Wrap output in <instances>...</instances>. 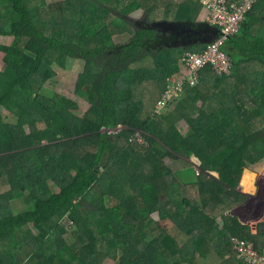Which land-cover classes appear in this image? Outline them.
<instances>
[{
	"label": "trees",
	"instance_id": "16d2710c",
	"mask_svg": "<svg viewBox=\"0 0 264 264\" xmlns=\"http://www.w3.org/2000/svg\"><path fill=\"white\" fill-rule=\"evenodd\" d=\"M202 9L194 0H0V36L13 38L0 43V264H206L210 253L243 264L234 237L264 248V221L253 234L229 214L244 168L264 159V1L223 46L231 74L204 68L199 85L153 115L181 56L220 35L198 19ZM123 34L128 41H114ZM60 59L65 69L85 62L74 87L90 105L83 116L74 100L45 92ZM119 125L128 130L101 132ZM135 131L148 146L129 141ZM172 158H196L199 173L173 172ZM19 200L31 209L15 212Z\"/></svg>",
	"mask_w": 264,
	"mask_h": 264
},
{
	"label": "built area",
	"instance_id": "2783aa9c",
	"mask_svg": "<svg viewBox=\"0 0 264 264\" xmlns=\"http://www.w3.org/2000/svg\"><path fill=\"white\" fill-rule=\"evenodd\" d=\"M198 1L204 10V20L213 26H217L220 35L215 41L208 44L202 52L187 51L181 56V71L167 79V88L154 107V116L160 115L169 105L171 106L179 100L184 95L186 87L199 85L201 71L204 68L211 67L217 76L231 74L232 60L229 54L224 51L223 46L239 32L247 13L253 9L257 0H239L235 2L228 0ZM118 130L119 128L114 132L117 133ZM129 141L148 146L141 132L136 133V135L135 133L131 134ZM196 173H199L198 168ZM64 221L67 222L69 234L75 226L67 217ZM232 244L237 259L241 263L264 264V248L258 250L254 243L235 237L232 239Z\"/></svg>",
	"mask_w": 264,
	"mask_h": 264
},
{
	"label": "rangeland",
	"instance_id": "374dc122",
	"mask_svg": "<svg viewBox=\"0 0 264 264\" xmlns=\"http://www.w3.org/2000/svg\"><path fill=\"white\" fill-rule=\"evenodd\" d=\"M46 3H50V2H56L59 0H45ZM229 1V0H228ZM256 2H259V0H257ZM163 10H160V14L158 13L156 18H161L162 17V12ZM48 12L49 11H45ZM43 14H45L43 12ZM132 17L134 18V20L139 21L143 18V11H137L135 13H133ZM46 18H48V15L46 16ZM263 25V24H262ZM261 25H258L255 29V32L260 29ZM12 37L10 36H0V43L2 44H10L12 42ZM129 39L128 35H118L115 36V42L117 43H123L126 42ZM3 56L4 53L0 51V68L3 65ZM65 60L60 59V61L55 62L54 63V68L57 71V77L54 79V81H51L50 83L47 84L46 89V94L50 96V94L54 91H59L62 93V95H64L65 97L74 100L77 104H78V111H76V114L79 116H83L86 111L89 109L90 105L88 104V102L75 95L74 93V87H75V82H76V78L77 76L82 73L84 71V66H85V62L81 59H77L75 60L72 65L71 68H67L65 69L64 67H62V64L64 65ZM65 66H67V64L65 63ZM164 93V92H163ZM162 96V95H161ZM160 96V98H161ZM159 98V99H160ZM158 99V100H159ZM200 104V103H199ZM170 106V105H169ZM169 106L167 107V109L169 108ZM171 108V107H170ZM38 127L40 128V130H43L45 128V124L44 123H39ZM119 128V130L117 131V133H115L114 131ZM178 128L179 130L185 134L187 131V127L185 122H181L180 124H178ZM125 130H128L126 127L119 125L116 128L113 129H103L101 132L102 133H111V134H121L123 132H125ZM112 131V132H109ZM141 131H135V135L136 133H140ZM142 134V133H141ZM143 136V134H142ZM144 137V136H143ZM166 165L173 171V172H178V171H184L187 169H191L193 168L192 164L197 165L196 170L198 168V162L194 161L192 159H183V158H179V159H167L165 160ZM264 159L261 160L258 164L255 165H251L249 167L244 168L242 175L240 177V182H239V186L238 188L233 191L232 193V197H231V203L232 202H237L239 200H241V202H245L247 200L246 195L250 198L249 201H253L254 203V207H259L262 204L263 198H264ZM248 174H252L251 175V179L255 178L254 180H252V183H254L253 187H252V191L247 190V187H244V185L248 182V178H246V176ZM7 180L4 178L0 181V186L3 188H1V192H5L6 190V185H7ZM242 187H241V185ZM245 194H242V192ZM264 203V201H263ZM12 204L16 207L15 208V212H19L17 211V209H21L20 211H24V210H29L31 209L30 207H28L22 200L19 201H14L12 202ZM29 205V204H28ZM237 205V204H236ZM234 205V203L231 204L230 207L236 206ZM27 207V208H26ZM249 207V206H248ZM233 214H237L239 216V218L241 220H245L246 222H253L251 221L252 219V213L249 212V210H246V206L245 205H239L235 211L233 212ZM66 217V216H65ZM238 219V218H237ZM254 223V222H253ZM251 223V224H253ZM255 223H260V221H256ZM65 227L67 228V222L65 223ZM158 226L161 228V230L163 231H173L175 232V229L173 227V225H171V222L168 220L165 221H158ZM33 230V227H32ZM36 232V231H35ZM65 240L67 242V244L72 245L74 243V236H73V232H69V234H67L65 236ZM16 259H20L22 261V263H24V257L22 256V254H16ZM213 260L216 261V258H214ZM202 263H206V264H218L219 262H202ZM107 264H114L112 261L108 262Z\"/></svg>",
	"mask_w": 264,
	"mask_h": 264
},
{
	"label": "crops",
	"instance_id": "0c3cea01",
	"mask_svg": "<svg viewBox=\"0 0 264 264\" xmlns=\"http://www.w3.org/2000/svg\"><path fill=\"white\" fill-rule=\"evenodd\" d=\"M195 2H197V3H199V1L198 0H194ZM239 1V0H238ZM259 1H264V0H259ZM198 19H200V20H204V10L202 9V11L200 12V14H199V17H198ZM205 21V20H204ZM258 25H261L260 26V28H262V24H258ZM257 25V26H258ZM256 26V27H257ZM255 27V29H257ZM254 29V30H255ZM124 35V34H123ZM125 35H128V37L130 38L131 36L129 35V34H125ZM115 36H118V35H115ZM115 36H114V41H115ZM129 40V39H128ZM127 40V41H128ZM124 43V42H123ZM245 66H248V68H251V66H252V64H248V63H243ZM181 65V64H180ZM168 79V78H167ZM182 122V121H181ZM178 124H180V122L178 123ZM186 127H187V125H186ZM192 160H193V163H194V161L196 162H198V163H200L196 158H191ZM193 165V168H191V169H193L194 171H196V167H197V165H195V164H192ZM262 169H264V168H262ZM187 170H190V169H187ZM184 171H186V170H184ZM183 171V172H184ZM177 172V171H176ZM178 172H182V171H178ZM249 175H250V178H249ZM213 176L214 177H218V175L217 174H213ZM246 178H249V180L251 179V174H248V176H246ZM255 178H253V180H254ZM248 180V181H249ZM255 181V180H254ZM240 185H241V183H240ZM249 185V183L247 182L245 185H244V187H243V189L245 188V187H247ZM253 185H254V183H252L251 184V186L253 187ZM255 186V185H254ZM241 187H242V185H241ZM241 192H242V190H241ZM242 194H244L243 192H242ZM245 195V194H244ZM246 197H247V200L245 201V202H241V200H239V201H237V202H234V205H236V206H233V207H230V210H229V214L230 215H232V216H235L236 218H238V221L241 223V224H243V225H248V226H250L251 227V232L253 233V234H255L256 232H257V226H258V224L259 223H255L256 221L258 222V221H260V222H263L264 221V203H263V201H264V198H263V201H262V204L259 206V207H254V203H253V201H249V197L246 195ZM239 205H245L246 206V210H249V212H251L252 213V219H251V221H253V222H246L245 220H241L240 218H239V216L237 215V214H233V212L235 211V209L239 206ZM249 206V207H248ZM162 221H165V220H162ZM169 221V220H168ZM251 223H253V224H251ZM158 224V223H157ZM171 225H173L172 223H171ZM253 225H255L254 227H253ZM18 254H20V253H18ZM16 255V254H15ZM214 258H216V261L215 260H213ZM15 259H16V256H15ZM17 261H19L20 263H22V261L20 260V259H16ZM207 261H210V262H219V259H218V256H217V254L216 253H210V254H208V256H207V259H206Z\"/></svg>",
	"mask_w": 264,
	"mask_h": 264
},
{
	"label": "water",
	"instance_id": "95a60500",
	"mask_svg": "<svg viewBox=\"0 0 264 264\" xmlns=\"http://www.w3.org/2000/svg\"><path fill=\"white\" fill-rule=\"evenodd\" d=\"M199 170V169H198ZM255 225H253V227H254Z\"/></svg>",
	"mask_w": 264,
	"mask_h": 264
},
{
	"label": "clouds",
	"instance_id": "9594fccd",
	"mask_svg": "<svg viewBox=\"0 0 264 264\" xmlns=\"http://www.w3.org/2000/svg\"><path fill=\"white\" fill-rule=\"evenodd\" d=\"M65 218V217H64Z\"/></svg>",
	"mask_w": 264,
	"mask_h": 264
}]
</instances>
